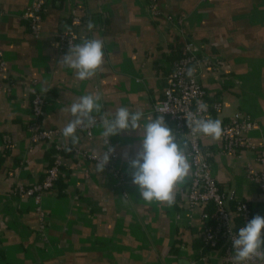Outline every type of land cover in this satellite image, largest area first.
Here are the masks:
<instances>
[{"label": "crops", "instance_id": "crops-1", "mask_svg": "<svg viewBox=\"0 0 264 264\" xmlns=\"http://www.w3.org/2000/svg\"><path fill=\"white\" fill-rule=\"evenodd\" d=\"M31 2L0 0V51L6 62L0 80L4 86L9 80L14 83L8 92L0 89V142L3 135L13 142L12 149H0V264H221L219 249L206 259H199L196 252L203 208L192 215L185 209L191 167L177 185L171 206L149 204L140 198L129 167L141 148L140 132L127 130L109 137L115 149L114 169L97 172L91 157L107 151L99 124L93 126L91 136L76 131L75 145L62 133L55 137V142L75 151L64 153L53 189L42 193L46 235L38 236L34 200L14 194V182L6 176L7 170L16 168L22 184H34L49 160L51 142L27 149L33 93L50 89L51 102L42 116L46 128L66 126L72 117L65 109L85 94L101 97V112L93 114L98 123L105 113L110 118L126 107L141 111L144 125L149 117L160 115L152 108L163 97V76L173 58L164 47L172 37L179 40V30L165 16L150 18L142 0H47L42 32L34 38L20 18ZM158 3L165 12L183 17L182 30L198 51L221 61L219 71L201 74L210 98L222 104L213 120H220L222 126L237 110L257 117L259 127L250 141L264 145V0ZM73 11L85 20L76 29L77 44L93 38L103 41V64L86 80L60 65L68 51L57 52L54 31L66 25ZM90 21L95 25L92 30L87 27ZM164 119L186 156L187 137ZM202 144L215 152L211 166L217 184L248 201L255 212L252 218L264 217V184L258 186L250 179L251 171L261 169L252 150L229 156L218 152L220 138L203 136Z\"/></svg>", "mask_w": 264, "mask_h": 264}, {"label": "built area", "instance_id": "built-area-1", "mask_svg": "<svg viewBox=\"0 0 264 264\" xmlns=\"http://www.w3.org/2000/svg\"><path fill=\"white\" fill-rule=\"evenodd\" d=\"M47 0H32L31 4L20 14V18L26 23L27 31L38 38L42 32L43 16ZM144 9L150 18L165 16L172 20L177 28L179 40L172 37L169 45L164 47L167 55H172V49L180 41V55L172 58L169 69L163 78L165 86L161 100L153 104L152 111L163 115L172 125L175 132L187 137L188 148L186 156L191 167L190 178L184 190L186 202V212L193 214L201 209L199 216L203 221L199 230V246L196 249L199 259H206L214 250H221V264H233L231 236H235L238 230L235 229L233 219L240 218L245 224L252 218V208L250 203L244 199H237L233 192L217 184L211 166V158L215 152L206 148L202 144L204 135L191 133L187 126L186 116L195 115L198 118H211L222 109V104L217 99L210 98L208 92L201 83L203 71L217 72L220 70L221 61L210 57L206 52L196 48L194 43L189 40L186 33L182 30L183 17L173 16L159 6L158 0H142ZM85 22L83 16L72 12L65 26L54 31L57 44V52L63 54L69 47L75 46L78 41L76 29ZM189 69L192 75H188ZM6 71V62L0 51V74ZM36 81H33L35 84ZM14 86L13 81L9 80L4 86L0 80V89L8 92ZM51 102V92L47 87L37 90L30 99V117L27 124V149L32 148L42 142H51V160L43 171L39 181L31 185H24L19 181L16 168L10 169L8 177L14 182V194L32 198L35 203L37 214L36 232L39 237L44 236L46 215L41 206L42 193L52 190L55 182L59 178L64 153L69 146L54 141L56 136L62 133L61 128H46L43 124V111ZM259 118L237 110L233 115L222 124V135L220 137V150L218 152L233 156L241 150L250 148L256 161L261 165L259 172L251 171L250 179L258 186L264 184V145H252L250 134L259 127ZM93 127L78 128L77 131H84L87 136H91ZM104 140V138H103ZM105 142V141H104ZM1 150H9L13 147L11 138L7 135L1 137ZM108 147L114 149L108 138ZM72 151H75L72 149ZM115 149L110 154L109 163L105 166L114 169ZM97 162L96 156L91 157ZM231 204V207H229ZM209 206L211 211L206 210ZM245 264H264V258L253 257Z\"/></svg>", "mask_w": 264, "mask_h": 264}, {"label": "clouds", "instance_id": "clouds-1", "mask_svg": "<svg viewBox=\"0 0 264 264\" xmlns=\"http://www.w3.org/2000/svg\"><path fill=\"white\" fill-rule=\"evenodd\" d=\"M87 27L92 30L95 25L90 21ZM103 57V41L85 39L82 43L69 47L60 65L75 70L79 80H86L96 74L103 64ZM188 75H192L191 69ZM100 99L98 94H85L65 109L72 119L62 128V136L75 145L79 140L76 135L78 128L99 124L107 146L111 136L127 130L140 132L141 148L135 158L129 161L132 183L138 186L140 198L145 202L151 204L155 201L171 206L174 203L175 189L187 176L190 165L176 142L173 130L165 123L164 116L149 117L148 122L141 125V111L130 112L128 108L120 107L110 118L106 113L102 115L98 123L93 114L101 112ZM186 119L187 126L194 135L202 134L213 139H219L222 135L220 120L198 118L191 114ZM66 150L71 152L72 148L68 147ZM113 151L108 147L107 151L98 155L97 172L104 170ZM231 243L235 253L232 257L233 264H245L253 257L264 258V217L256 215L239 228L238 233L231 236Z\"/></svg>", "mask_w": 264, "mask_h": 264}, {"label": "trees", "instance_id": "trees-1", "mask_svg": "<svg viewBox=\"0 0 264 264\" xmlns=\"http://www.w3.org/2000/svg\"><path fill=\"white\" fill-rule=\"evenodd\" d=\"M181 45V42L178 41L176 44H175V47H173L172 49V53H173V58L177 57L180 55V51H179V46ZM51 149L49 150L48 152V157H49V161L51 160ZM56 183V182H55ZM251 206V204H250ZM231 207V204L230 206ZM252 207V206H251ZM209 211H211V208L209 209ZM255 215V212L253 211V208H252V216ZM235 220V229L238 230L239 228L243 227L244 226V222L240 219V218H236V219H233Z\"/></svg>", "mask_w": 264, "mask_h": 264}, {"label": "rangeland", "instance_id": "rangeland-1", "mask_svg": "<svg viewBox=\"0 0 264 264\" xmlns=\"http://www.w3.org/2000/svg\"><path fill=\"white\" fill-rule=\"evenodd\" d=\"M10 170V169H9ZM9 170H7V172H6V176L8 177V172H9ZM9 178V177H8ZM49 191V190H48ZM34 209H35V207H34ZM45 235H46V224H45V232H44V236L43 237H40V238H44L45 237Z\"/></svg>", "mask_w": 264, "mask_h": 264}]
</instances>
